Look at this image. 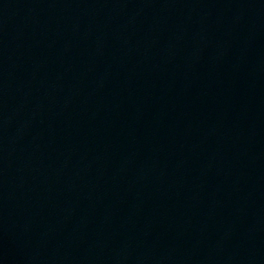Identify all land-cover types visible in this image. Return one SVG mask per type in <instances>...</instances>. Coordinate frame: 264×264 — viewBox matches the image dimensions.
I'll use <instances>...</instances> for the list:
<instances>
[{
	"label": "water",
	"instance_id": "water-1",
	"mask_svg": "<svg viewBox=\"0 0 264 264\" xmlns=\"http://www.w3.org/2000/svg\"><path fill=\"white\" fill-rule=\"evenodd\" d=\"M0 264H264V0H0Z\"/></svg>",
	"mask_w": 264,
	"mask_h": 264
}]
</instances>
